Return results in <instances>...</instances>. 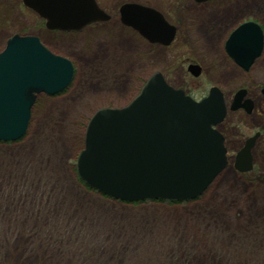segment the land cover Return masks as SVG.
Returning a JSON list of instances; mask_svg holds the SVG:
<instances>
[{"label":"rangeland","instance_id":"1","mask_svg":"<svg viewBox=\"0 0 264 264\" xmlns=\"http://www.w3.org/2000/svg\"><path fill=\"white\" fill-rule=\"evenodd\" d=\"M130 1L177 20L175 40L153 46L124 26L120 0H97L111 14L97 27L35 30L48 49L70 59L74 73L62 92L38 94L22 138L0 141V264H264V45L247 71L223 48L242 20L264 31V0ZM24 12L17 23L35 28ZM5 40L0 31V49ZM190 61L201 65L200 76L187 72ZM154 70L196 99L211 85L227 102L246 89L251 114L228 111L221 125L227 166L187 201L117 202L86 190L74 160L89 117L98 107L125 105ZM257 129L253 170L240 173L232 167L235 152Z\"/></svg>","mask_w":264,"mask_h":264},{"label":"water","instance_id":"2","mask_svg":"<svg viewBox=\"0 0 264 264\" xmlns=\"http://www.w3.org/2000/svg\"><path fill=\"white\" fill-rule=\"evenodd\" d=\"M22 3L42 17L48 29L79 30L108 18L95 0ZM119 13L123 23L134 26L150 42L167 45L174 37L175 26L151 7L125 2ZM262 47V29L254 20L241 22L224 43L226 53L246 70ZM187 70L198 76L201 68L190 63ZM72 74L70 60L51 52L38 37L10 36L0 51V141L21 138L36 94L62 92ZM261 92L264 95V86ZM245 94L244 88L235 91L231 110L251 111L252 101ZM225 114L217 86L197 101L154 71L128 104L103 106L91 115L75 162L77 174L89 187L124 201L194 199L227 164L223 136L213 128ZM258 135L247 137L237 151L236 170H251V148Z\"/></svg>","mask_w":264,"mask_h":264},{"label":"trees","instance_id":"3","mask_svg":"<svg viewBox=\"0 0 264 264\" xmlns=\"http://www.w3.org/2000/svg\"><path fill=\"white\" fill-rule=\"evenodd\" d=\"M126 0H120V2H123ZM182 1L183 0H179ZM187 1V0H184ZM180 3V5H183L184 3ZM178 6L177 8L181 7ZM24 10H26L23 5L21 4L20 0H0V31L3 32L4 36L6 35V38L13 34V33H36V29H40L41 27L44 28V24H43V20H41L40 18H38L34 13H32L30 11V13L33 15L34 19L36 20V24L37 26L34 28L31 26H27L26 24H18L17 20H15V17L19 14H22L24 12ZM23 11V12H22ZM29 11V10H28ZM23 14H26L25 12ZM177 24V20L175 22ZM264 127V124H263ZM222 133L224 134L223 130L221 129ZM225 136V134H224ZM75 169V166H74ZM76 178L78 180V182L82 185L83 188H85L86 190H90V191H94L96 192V190H93L92 188L88 187L76 174ZM96 194H99L98 192H96ZM101 196H103L104 198H107L108 200H114L117 202H123V201H119L116 199H112L109 196L103 195L101 194ZM144 201H148V200H143ZM154 202H168V203H174L177 201H172V200H152ZM141 202V201H138ZM137 203V202H134Z\"/></svg>","mask_w":264,"mask_h":264},{"label":"bare ground","instance_id":"4","mask_svg":"<svg viewBox=\"0 0 264 264\" xmlns=\"http://www.w3.org/2000/svg\"><path fill=\"white\" fill-rule=\"evenodd\" d=\"M222 171H223V170H222ZM222 171H221V172H222Z\"/></svg>","mask_w":264,"mask_h":264}]
</instances>
